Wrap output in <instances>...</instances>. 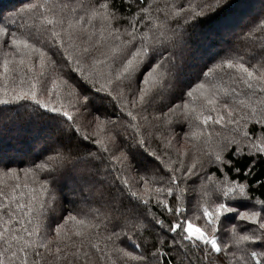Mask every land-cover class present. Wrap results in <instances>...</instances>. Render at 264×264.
<instances>
[{
  "label": "snow or ice",
  "instance_id": "obj_1",
  "mask_svg": "<svg viewBox=\"0 0 264 264\" xmlns=\"http://www.w3.org/2000/svg\"><path fill=\"white\" fill-rule=\"evenodd\" d=\"M242 8L28 0L0 11V132L27 109L48 134L29 167L0 156V264H264V200L250 194L264 180L249 182L264 165V9ZM217 17L236 39L184 83L192 35Z\"/></svg>",
  "mask_w": 264,
  "mask_h": 264
},
{
  "label": "trees",
  "instance_id": "obj_2",
  "mask_svg": "<svg viewBox=\"0 0 264 264\" xmlns=\"http://www.w3.org/2000/svg\"><path fill=\"white\" fill-rule=\"evenodd\" d=\"M238 3L243 6L242 11L255 15L264 9L262 0H228L229 4ZM28 0H0V11L7 13L10 10L18 9L25 6ZM222 18H206L205 22L195 31L191 37V49L187 62L182 66L181 75L184 83L191 81L195 82V74L199 73L202 69L207 70L220 56L226 53V50L233 45L235 36L225 34L220 27ZM243 23L240 27L234 29L239 33L243 28ZM207 66V67H206ZM179 95V89L177 90ZM179 102V101H177ZM111 112V108H108ZM9 120V127L0 132V156H2L6 163L12 167L24 168L30 166V161L41 156V149L47 140V133L43 131V124L34 118H30L29 110L25 109L21 113L7 114ZM186 127L175 126V132L180 134ZM180 137V135H179ZM50 143V142H49ZM155 146V145H154ZM39 162V161H37ZM247 160H240L239 166L243 167L247 164ZM210 172L216 171L215 167L209 169ZM217 175H220L217 172ZM230 175H234L230 173ZM257 179L264 180V165H258L256 175L249 177V182H254ZM60 197L61 210L72 211L76 205V197L72 196L69 192L67 184H61L58 187V195ZM255 200H264V185L253 186L250 193ZM167 219L166 215L163 217ZM243 221L230 220L227 227L235 223L238 230H243L246 223Z\"/></svg>",
  "mask_w": 264,
  "mask_h": 264
},
{
  "label": "rangeland",
  "instance_id": "obj_3",
  "mask_svg": "<svg viewBox=\"0 0 264 264\" xmlns=\"http://www.w3.org/2000/svg\"><path fill=\"white\" fill-rule=\"evenodd\" d=\"M176 134H177V139H180L179 134L178 133H176ZM242 223H244V222H241V224ZM246 227H248V226H246Z\"/></svg>",
  "mask_w": 264,
  "mask_h": 264
}]
</instances>
